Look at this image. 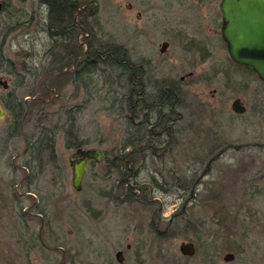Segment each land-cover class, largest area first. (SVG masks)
<instances>
[{
  "label": "rangeland",
  "instance_id": "obj_1",
  "mask_svg": "<svg viewBox=\"0 0 264 264\" xmlns=\"http://www.w3.org/2000/svg\"><path fill=\"white\" fill-rule=\"evenodd\" d=\"M82 1L75 18L93 13V32L109 46L125 48L131 59L156 55L152 83L168 77L178 91L170 140L155 153L145 147L146 158L135 161L141 187L135 199L118 185L117 169L108 161L90 164L75 190L69 161L76 146H67L63 127L67 108H76L74 139L108 157H120L118 148L133 139L141 141L139 148L146 145L136 124L141 116L127 106L133 99L122 106L128 89L114 67L94 64L76 83L51 70L69 41L47 4L0 0V79L9 84L0 83V105L6 109L12 95L34 105L17 134L10 133L11 114L0 118V264H264V113L258 112L264 82L247 75L248 89L238 91L224 77L181 78L204 62L195 63L190 41L209 34L205 26L212 23L203 13L216 7L214 1L154 0V19L117 14L116 0ZM192 4L203 7L200 16L185 14ZM86 36L80 27L82 52ZM164 39L170 45L162 53ZM226 52L213 47L216 57ZM236 95L248 105L244 113L232 109ZM57 123L54 153L42 152V167L28 178V143ZM182 241L194 242L195 253L183 254ZM229 252L234 257L226 260Z\"/></svg>",
  "mask_w": 264,
  "mask_h": 264
},
{
  "label": "flooded vegetation",
  "instance_id": "obj_2",
  "mask_svg": "<svg viewBox=\"0 0 264 264\" xmlns=\"http://www.w3.org/2000/svg\"><path fill=\"white\" fill-rule=\"evenodd\" d=\"M193 2H204V1H214L216 7L213 9L205 10V13L212 24H208L205 27L207 28V31H209L208 35H204L199 38H193L191 39V46L194 47V49H197V52L194 56L195 63L199 61H204L200 68L198 70L194 69H188L186 75H182L181 78H189L194 77L196 74H198L199 79H204L206 81H211L217 78L224 77L225 85L229 87H233L232 89L238 90V91H246L249 87V79L247 78V75H255L260 81L264 82L263 79L259 77L257 72L250 66L244 63H239L235 61L228 52V41L223 37L222 34V27H223V14L221 10V2L222 0H192ZM198 4H192L190 5L186 10V15H194V16H200L202 14L201 10H203V7H198ZM115 13H122L126 14L127 11L134 12L135 15L138 18L143 17L144 15L150 17L151 15H155L154 9L155 4L154 0H116L113 4ZM197 6V7H196ZM78 9V8H77ZM95 12V11H94ZM191 12V13H189ZM92 16L93 13L87 14L83 17H76L75 20L79 22V26L83 30H87V36L85 39V51H81L78 58L73 62L72 66H63L59 70V76L67 74L72 83L78 82L79 76L82 77V74L84 72L86 73L87 69H90L93 67L94 64L98 65L100 62L104 63L106 65L105 68H109L108 65H110V50H109V44L103 39L99 38L94 32L93 28L94 25L93 22L89 21L88 17ZM87 16V17H86ZM151 19H154L150 17ZM150 20V19H149ZM188 21H190V17L187 18ZM92 23V25H91ZM86 25V27L84 26ZM100 25V24H99ZM90 28V30H89ZM103 33H105L104 30H102ZM61 34V32H59ZM170 45V41L167 39H164L160 42L159 49L162 53H164ZM215 46H223L226 48V56L224 57H216L213 53V47ZM66 47V44L64 46ZM66 50L65 52H67ZM131 58V57H130ZM118 60L122 63L121 71L118 73V79L127 80V79H134V85H129L126 82H122L124 86L127 87L128 91L124 93L123 100L129 101L130 99L134 101V109L135 114L141 116L139 121L136 122L138 129L141 131L143 130V134L146 136V130H144L145 127L149 129H155L153 131V135L148 136L152 142H156L160 144L157 148H161V150L166 149V145L170 138V129L172 128V124L174 121V114L175 110L173 106H168L165 104L166 100L161 92H166L169 88L172 89L173 83L168 78L162 81V83L155 82L154 84L153 79L157 77L155 75V61H156V55L152 52H143L137 56L136 59H132L129 63L130 66L133 67V71L129 70L125 64H127L126 57L123 56V58H119ZM80 73V74H79ZM85 80V78H82V81ZM154 85V88H153ZM150 91H149V90ZM152 89V90H151ZM155 90V91H154ZM217 91V88H214L212 91V95L214 96ZM151 92V93H150ZM154 93V94H152ZM168 95V93H167ZM166 95V96H167ZM236 98L240 99L241 106L244 107V109L241 112L235 111L233 108V111L237 114L244 113L248 105L243 101L241 95H236ZM2 106V105H1ZM3 108V107H2ZM71 108L76 109L74 106ZM4 109V108H3ZM259 113H264V106L259 108ZM8 113V109H5ZM129 116V115H128ZM131 117V116H129ZM150 125H149V124ZM12 129L10 128V132ZM27 146V149H28ZM156 148V149H157ZM209 155H212V153H208ZM218 154H215L211 156L210 160H213L217 157ZM108 155L103 154V157L100 160H94L91 159L88 161V167L90 164L94 163H101L103 161L106 162V157ZM71 159V158H70ZM32 162V163H31ZM70 162V161H69ZM42 163V162H41ZM36 166L34 160L33 161H26V164L24 165V168L27 170V177L30 178V172L33 171ZM87 167V170H88ZM31 168V169H30ZM139 167H137L138 173ZM39 201V199H38ZM165 234V233H160ZM30 247H28V250ZM29 259V255H28ZM35 256H33L32 261L34 262ZM35 264V263H33Z\"/></svg>",
  "mask_w": 264,
  "mask_h": 264
},
{
  "label": "trees",
  "instance_id": "obj_3",
  "mask_svg": "<svg viewBox=\"0 0 264 264\" xmlns=\"http://www.w3.org/2000/svg\"><path fill=\"white\" fill-rule=\"evenodd\" d=\"M42 3L47 4L48 6V14L50 18L53 19L54 24L56 26H62L65 31L67 32L68 35V43L66 45V50L62 61H58L57 64L52 65L51 70H60L63 66H71L73 62L78 58L79 54L81 53V50L78 47L77 43V35L78 31L80 29L79 22L75 20L77 8L83 4L82 0H40ZM87 31V30H86ZM125 49V48H124ZM120 47H114V46H109L110 50V66L114 67L115 69L121 71L122 63L118 60L119 58H123V56L126 57L127 68L129 70H134L132 66L129 65L128 62H130L132 59L129 57V54L127 51ZM96 65V64H95ZM53 71H50L52 74ZM80 74V73H79ZM84 74H82V77ZM82 77L79 76L78 80L82 81ZM26 81V77L23 75L20 78L19 85L24 84ZM126 83L129 85H134V79H127L125 80ZM121 81V83L125 82ZM177 89L172 86V89L166 90V92H161L160 95L162 94L165 96L164 98L167 99L165 104L168 106H173V108L176 106L177 103ZM168 93V95H167ZM167 95V96H166ZM123 95L120 98L122 101V106L123 105ZM129 102V101H128ZM6 108L8 109V113L11 114L14 117V121L12 124V131L10 132L12 135L17 134L19 130L22 128V126L25 123V118L27 117L28 113L32 110H34V105L32 102L28 101L25 102L23 99H20L18 95H12L9 99L5 101ZM36 105V104H35ZM127 106L131 109L132 113H135L134 105L132 103H128ZM68 110L66 111L67 117H66V124H64L63 127H65L66 132V144L69 147H78L81 144L78 143L73 136H75L74 133V123H75V111L70 107L67 108ZM74 111V112H72ZM132 117V116H131ZM59 127V124L57 123L53 127H51V132H47L46 136L43 138L41 134H38V136L33 140L32 144L30 145L29 152L31 154V160L37 161L36 166L34 167L35 169H39L42 167L41 162H42V156L40 155L42 152H49V153H54L55 151V140H56V133H57V128ZM62 127V126H61ZM59 129V128H58ZM146 130V136H151L153 135V131L155 129H149L147 127L144 128ZM40 133V132H39ZM74 133V135H73ZM144 147L139 148L138 143H141V141L137 140L134 141L131 140L127 143H124L121 145L120 148H118L121 152L120 157H106V161L109 162L111 168L115 167L117 169V176H116V182L118 185H120L126 195L129 196L130 199H135L138 190L141 188L138 181H137V175L138 171L136 166H134L135 161L137 160H144L145 154L147 150L146 149H151L153 153L156 152V148L159 146L158 143L152 142L149 138H146V140H142ZM129 148V149H127ZM48 159V158H47ZM39 162V163H38ZM34 169V170H35ZM113 183L110 186L112 189Z\"/></svg>",
  "mask_w": 264,
  "mask_h": 264
},
{
  "label": "water",
  "instance_id": "obj_4",
  "mask_svg": "<svg viewBox=\"0 0 264 264\" xmlns=\"http://www.w3.org/2000/svg\"><path fill=\"white\" fill-rule=\"evenodd\" d=\"M221 10L223 14V37L228 41V52L230 56L239 63L250 65L264 80V0H222ZM4 88L9 84L6 80L0 79ZM232 108L241 112L240 99L232 102ZM7 111L0 105V118L4 117ZM103 150L93 147H77L71 154V182L75 190H81L84 176L87 172L88 161L91 159L100 160L103 157ZM130 247V244L127 245ZM180 251L183 254L192 255L196 251L195 243L182 241ZM226 260L234 257L233 253H226ZM116 258L119 262L124 260L123 250L116 251Z\"/></svg>",
  "mask_w": 264,
  "mask_h": 264
}]
</instances>
